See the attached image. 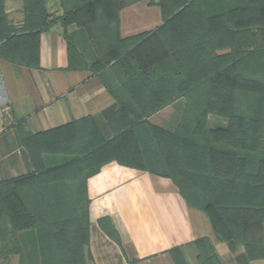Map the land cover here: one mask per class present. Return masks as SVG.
Wrapping results in <instances>:
<instances>
[{"label":"trees","instance_id":"1","mask_svg":"<svg viewBox=\"0 0 264 264\" xmlns=\"http://www.w3.org/2000/svg\"><path fill=\"white\" fill-rule=\"evenodd\" d=\"M166 4V0H158L163 14L161 25L127 37H121L118 29L121 0H89L65 15V25L81 23L78 16L85 12L103 19L100 28L108 43L98 60L110 64L114 85L86 68L82 55L64 39L69 66L91 71L112 96L116 104L108 121L112 135L104 137L91 116L35 134L20 133L34 169L0 180L1 262L17 253L21 264H29L18 233L32 231L37 254L33 264H86L90 258L86 181L111 161L138 169L147 167L170 177L191 206L209 214L217 238L230 245L243 244L251 256H264V158L257 160L259 166L253 171L238 153L255 152L257 146L250 122L236 107L238 95L264 92V80L256 71L264 67V0H178V8L171 12ZM191 14L196 23L192 29H185L183 36L180 32L174 45L168 34L173 23ZM44 25V17L31 12L23 29L12 32L0 0V56L14 62L36 61L38 33L50 28ZM176 45L182 50L178 51ZM216 49L229 50L216 54ZM195 50L202 53L204 67L188 74L186 60ZM169 59L184 76L178 78L177 70H171L166 77L163 71H168ZM198 76L202 77L200 84L194 81ZM202 85L200 93L197 88ZM179 99H183L181 119L191 114V103L199 106L194 122L183 126L180 120V125L171 130L169 121L165 128L160 115H171L172 110H162ZM46 153L63 159L46 165ZM218 155L230 157L233 169L218 171L222 163L214 160ZM159 163H163L165 172L154 168ZM193 177L199 178V185L189 180ZM209 178L216 180L217 196H208L202 190L211 185ZM77 184L81 185V205H74V194H68ZM196 188L203 192L202 202ZM34 189L45 192L43 201L22 195ZM54 191L62 192L66 199L64 213H57L59 201L54 200ZM100 225L120 243L106 220H100ZM194 244L197 264H221L208 239H196ZM169 253L175 264H186L178 249Z\"/></svg>","mask_w":264,"mask_h":264},{"label":"crops","instance_id":"2","mask_svg":"<svg viewBox=\"0 0 264 264\" xmlns=\"http://www.w3.org/2000/svg\"><path fill=\"white\" fill-rule=\"evenodd\" d=\"M119 34L151 31L163 22L158 0H121ZM37 58L14 62L0 56V180L33 171L20 133H39L71 120L91 116L104 137L112 135L108 121L116 109L111 94L86 68L69 66L62 30L52 26L38 33ZM182 100V99H180ZM89 216L86 264H175L176 248L186 264H197L194 241L208 239L221 264H264L240 243L217 238L209 214L191 206L173 180L149 168L114 161L86 181ZM106 220L119 236L113 240L101 227ZM5 264V263H4Z\"/></svg>","mask_w":264,"mask_h":264},{"label":"rangeland","instance_id":"3","mask_svg":"<svg viewBox=\"0 0 264 264\" xmlns=\"http://www.w3.org/2000/svg\"><path fill=\"white\" fill-rule=\"evenodd\" d=\"M89 0H3V8H4V14L6 17V22L9 25V28L12 32H17L21 29H23V25L25 24V20L28 17L29 13L33 12V14L40 15L44 17L45 19V25L43 27H52L57 26L62 30L63 35L66 37V39L70 42L71 45L82 55L84 59V65L86 68L90 69L91 71L95 72L97 75L101 74L105 76L108 80H110V83L113 85L115 84L113 82L111 68H109V65L101 64L98 60L99 54L105 53L106 50L105 44L107 42V38L103 37L104 34H102V29L100 28L101 21H103L102 18H99L98 16H92L89 12L80 13V16H78V20H82L81 23L74 22L68 25L63 24V19L65 15H67V12L74 11L78 7L82 6L84 3L88 2ZM166 7L168 8V12H171L172 9L178 8V0H166ZM41 11L39 14L38 11ZM172 14V13H171ZM34 17V16H33ZM94 18L96 19L94 21ZM200 21V16L197 17V19ZM101 20V21H100ZM99 21V22H98ZM194 23H196V19L193 18V15L186 18L184 16L181 20L175 21L173 23V29L171 32H169V39H172L171 43L174 45L178 43V37L180 36V32H182L181 36H183V31L185 29H192L194 26ZM86 24V25H85ZM100 28V30H99ZM185 34V33H184ZM101 37V38H100ZM100 38V39H99ZM177 50L180 51L182 48L180 46H177ZM178 50V51H179ZM229 49H223L218 50L216 49V54H223L225 52H228ZM201 51V50H200ZM192 55L194 56L191 59L186 60V69L187 73L191 74L192 72H196L197 68L204 67L202 62L201 55L202 53H199L198 50L192 51ZM101 54V55H102ZM103 56V55H102ZM99 62V63H98ZM168 66V71H163L166 73V77L169 76L171 70H177V74H175L178 78H181L184 76L183 74L179 73V68H176V65L172 63L171 59H169L166 62ZM170 70V71H169ZM258 72V75L262 77V80H264V67L260 66L256 69ZM190 76V75H189ZM188 78V77H187ZM195 78V76H193ZM196 83H201L202 77L198 76L196 80H194ZM197 90L200 93H203V85ZM193 96L192 99H196ZM192 104V111L190 115H186L187 117L182 116V108H183V99L178 100L170 105L171 108H165L162 111L166 112L169 109L172 110L171 115H160L161 124L165 128L168 127V122L170 121L171 124L169 125L171 130H174L178 126V122L181 120L183 123V126L192 125L193 124V117L197 114V110L199 106H195ZM236 107L239 114L242 115V117L246 118L254 130V133L252 134V138L254 140V143H256L257 149L256 151H247V150H240L238 151L239 154H242L246 161H248L249 166L253 169V171H256V167L259 166V162L257 160H263L264 158V92L260 94H249V95H238L236 99ZM180 125V124H179ZM204 135V134H202ZM202 139V138H199ZM217 159H214L216 161L222 162L219 166L220 172L224 170H232L233 169V162L230 157L218 155L216 156ZM63 159L60 155L55 154H49L46 153L43 155V161L46 165L55 164L57 162H60ZM264 162V161H263ZM262 166V176H264V163H261ZM154 168L158 171L165 172V167L163 166V163H159L154 166ZM193 183L199 185V178L193 177L192 179ZM214 179L209 178V182L211 185L208 186L207 190L202 189L208 196H217L218 195V187L215 186ZM200 186H202L200 184ZM81 185L77 184V187L74 191H68V194L72 195L74 194V198L72 200L74 205L80 204V189ZM196 193L200 194L202 197L201 199H198L199 202H202L204 199L202 190H199L196 188ZM62 194V192H61ZM60 194V191H54V200L59 201V205H57V213H61L59 211H64L67 209V203L66 199L62 198L63 195ZM22 195L26 199H31L32 201H43V197H45V192L43 190H25ZM46 199V198H45ZM47 203V201H46ZM81 205V204H80ZM18 239L19 244L22 247L24 253L27 255V261L29 264H33L35 262V259L37 254L35 253V250L33 248L34 242H35V236L32 233V231H21L18 233ZM13 245V243H11ZM21 264L20 263V257L17 253H14L12 255H9L6 257V260L1 262L0 264Z\"/></svg>","mask_w":264,"mask_h":264},{"label":"built area","instance_id":"4","mask_svg":"<svg viewBox=\"0 0 264 264\" xmlns=\"http://www.w3.org/2000/svg\"><path fill=\"white\" fill-rule=\"evenodd\" d=\"M9 110V104L7 102H4L3 104L0 105V116L3 115L4 113H7Z\"/></svg>","mask_w":264,"mask_h":264}]
</instances>
